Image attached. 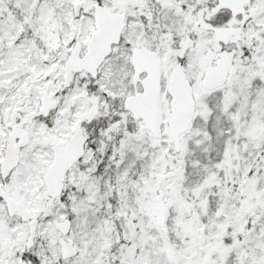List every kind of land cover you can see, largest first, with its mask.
Instances as JSON below:
<instances>
[{
  "label": "snow or ice",
  "instance_id": "obj_1",
  "mask_svg": "<svg viewBox=\"0 0 264 264\" xmlns=\"http://www.w3.org/2000/svg\"><path fill=\"white\" fill-rule=\"evenodd\" d=\"M0 264H264V0H0Z\"/></svg>",
  "mask_w": 264,
  "mask_h": 264
}]
</instances>
